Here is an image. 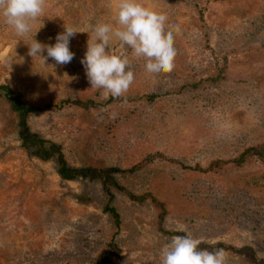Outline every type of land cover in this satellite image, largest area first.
I'll use <instances>...</instances> for the list:
<instances>
[{"label": "rangeland", "instance_id": "obj_1", "mask_svg": "<svg viewBox=\"0 0 264 264\" xmlns=\"http://www.w3.org/2000/svg\"><path fill=\"white\" fill-rule=\"evenodd\" d=\"M118 2L45 0L26 36L0 17V56L7 52L0 86L35 106L92 101L32 115L30 128L60 145L72 167L119 168V185L165 205L163 229L171 234L161 231L152 200L135 202L116 189L115 228L102 182L65 181L56 159L31 156L0 97V264H160L161 248L186 234L249 247L264 260V0H140L167 16L174 69L149 75L114 39L111 48L129 56L135 80L126 98H113L91 89L80 61L92 27L115 24ZM64 26L80 32L70 63L28 55L32 40L55 44ZM252 148L260 155L239 164ZM224 264L257 263L229 250Z\"/></svg>", "mask_w": 264, "mask_h": 264}, {"label": "clouds", "instance_id": "obj_2", "mask_svg": "<svg viewBox=\"0 0 264 264\" xmlns=\"http://www.w3.org/2000/svg\"><path fill=\"white\" fill-rule=\"evenodd\" d=\"M44 7L45 0H0V17L16 35L26 36L33 31ZM113 17L115 24L98 22L92 27L80 62L91 89L102 90L105 97L126 98L135 74L129 56L113 51L112 41H119L121 49H131V58L143 61L146 72L159 77L174 69L175 36L168 29L167 16L150 10L140 0H119ZM77 33L75 28L64 26L55 44L43 45L34 39L28 44V55L39 56L45 63L51 58L56 64H68L75 56L70 41ZM45 51L47 55L43 56ZM200 244L201 240L191 234L173 236L160 250V264H224L223 249L208 251Z\"/></svg>", "mask_w": 264, "mask_h": 264}, {"label": "trees", "instance_id": "obj_3", "mask_svg": "<svg viewBox=\"0 0 264 264\" xmlns=\"http://www.w3.org/2000/svg\"><path fill=\"white\" fill-rule=\"evenodd\" d=\"M0 97L4 98L10 105L12 111L17 116L18 121V135L21 141V146L25 149L31 156L38 158L43 161H51L56 159L57 166H58V174L61 179L65 181H76L79 179L82 180H100L103 185V189L109 197L107 205L104 208V211L111 217L115 228L119 229L121 225V216L118 213L115 205V195L113 190L116 189L120 192L125 193L132 201L143 203L146 200L150 199L155 206L161 210V214L159 217L160 224H161V231L165 234H171L167 230L163 229V222L165 221V217L167 215V211L165 210V205L161 202L157 201L151 195H143V196H136L126 189H124L119 183L117 182L115 175L118 174L121 170L119 168H108V169H97L91 167H81L76 168L69 165L66 160V156L63 152V149L60 145L56 143H51L38 134L34 133L29 125V119L32 115L41 113V112H54L59 108L68 105H74L78 107L86 108L92 104V101L87 103L80 102V101H63L60 105L56 104H48L46 106H35L26 103L23 100L22 95L16 93L13 89L8 86L1 85L0 86ZM151 100L154 97H150ZM251 154L252 156L260 155V152L256 148L246 150L237 162L239 164L245 161V155ZM222 167V166H220ZM201 249H206L208 251H213L215 249H223L224 251L232 250L235 253L246 255L248 254L257 264H264V260L259 261L256 259L253 249L249 247H245L242 249H234L233 247L226 246L224 244H217V245H210V244H200ZM117 255V252L115 253ZM108 264H111L108 261Z\"/></svg>", "mask_w": 264, "mask_h": 264}, {"label": "bare ground", "instance_id": "obj_4", "mask_svg": "<svg viewBox=\"0 0 264 264\" xmlns=\"http://www.w3.org/2000/svg\"><path fill=\"white\" fill-rule=\"evenodd\" d=\"M6 56H7V52H5L4 54H1L0 56L1 61L5 60Z\"/></svg>", "mask_w": 264, "mask_h": 264}]
</instances>
